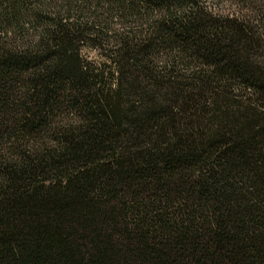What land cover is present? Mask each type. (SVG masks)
Returning <instances> with one entry per match:
<instances>
[{
  "label": "trees",
  "instance_id": "1",
  "mask_svg": "<svg viewBox=\"0 0 264 264\" xmlns=\"http://www.w3.org/2000/svg\"><path fill=\"white\" fill-rule=\"evenodd\" d=\"M208 1L0 0V264H264V0Z\"/></svg>",
  "mask_w": 264,
  "mask_h": 264
},
{
  "label": "rangeland",
  "instance_id": "2",
  "mask_svg": "<svg viewBox=\"0 0 264 264\" xmlns=\"http://www.w3.org/2000/svg\"><path fill=\"white\" fill-rule=\"evenodd\" d=\"M208 4L212 8H215L225 14H240V11L251 14L249 11L244 9L245 6L242 3L236 0H209ZM83 56L95 65H101L105 61V56L102 54V52L95 49L85 48L83 51Z\"/></svg>",
  "mask_w": 264,
  "mask_h": 264
}]
</instances>
